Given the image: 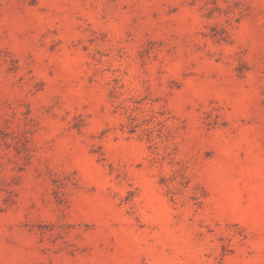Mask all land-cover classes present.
Returning <instances> with one entry per match:
<instances>
[{"label": "rangeland", "instance_id": "rangeland-1", "mask_svg": "<svg viewBox=\"0 0 264 264\" xmlns=\"http://www.w3.org/2000/svg\"><path fill=\"white\" fill-rule=\"evenodd\" d=\"M0 264H264V0H0Z\"/></svg>", "mask_w": 264, "mask_h": 264}]
</instances>
